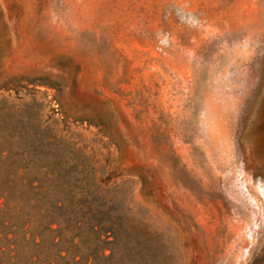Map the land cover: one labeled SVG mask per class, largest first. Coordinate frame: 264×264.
<instances>
[{
    "label": "rangeland",
    "instance_id": "1",
    "mask_svg": "<svg viewBox=\"0 0 264 264\" xmlns=\"http://www.w3.org/2000/svg\"><path fill=\"white\" fill-rule=\"evenodd\" d=\"M5 200L16 260L264 264V0H0Z\"/></svg>",
    "mask_w": 264,
    "mask_h": 264
},
{
    "label": "trees",
    "instance_id": "2",
    "mask_svg": "<svg viewBox=\"0 0 264 264\" xmlns=\"http://www.w3.org/2000/svg\"><path fill=\"white\" fill-rule=\"evenodd\" d=\"M26 205L27 203L25 202L17 203L8 200L0 202V216L11 219L16 217H23L25 215L24 210L26 208ZM11 228L16 229L17 227L15 225L7 226L0 223V264H36L34 262L16 260L18 256V252L16 247H14L16 246L15 238H11L8 236L10 233L15 235L14 230L13 231L9 230ZM22 229H23V233H26V230H24V226L22 227ZM60 257L63 258V256ZM39 264H52V263L47 261L44 263L40 262ZM70 264H77V263L75 262Z\"/></svg>",
    "mask_w": 264,
    "mask_h": 264
}]
</instances>
